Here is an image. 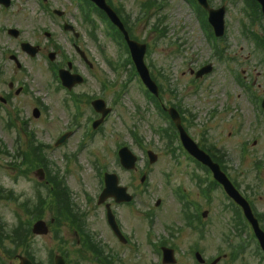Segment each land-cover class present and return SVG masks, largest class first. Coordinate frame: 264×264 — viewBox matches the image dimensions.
<instances>
[{
  "label": "rangeland",
  "instance_id": "1",
  "mask_svg": "<svg viewBox=\"0 0 264 264\" xmlns=\"http://www.w3.org/2000/svg\"><path fill=\"white\" fill-rule=\"evenodd\" d=\"M110 1L128 20L133 38L148 44L146 62L164 88L163 103L180 108L190 134L219 155L229 176L261 214L264 227V113L258 101L264 96V51L256 50V41L247 34L249 29L264 36V21L255 16L245 0H210L215 8H227L221 61L189 0ZM151 1L157 7L143 12L142 6ZM13 4L9 11L0 7V96L9 99V104H0V186L18 197L17 202L0 200V219L8 229L12 231L20 224L19 214L25 222L30 220L25 202L34 205L40 201V205L50 189L57 195L62 192L53 183L47 186L56 181L73 203L68 201L67 219L75 221L76 216H84L78 225L85 222L94 242L102 243L121 264H159L158 251L164 241L180 250V264H194L191 252L196 248L212 261L229 252L231 244L239 243L244 244L247 253L238 260L220 264H264L252 230L246 225L241 233L235 229L233 207L219 188L211 187L210 200L204 201L202 211L208 210L210 215L201 223V233L182 223V207L177 199L179 186L188 194H196L199 185L195 176L209 179L196 163L183 156L178 142L170 145L164 138L162 133L170 130V122L148 99L139 78H134L129 54L118 44L112 29L93 15L97 27L94 31L83 18L86 6L79 0H37V4L35 0H14ZM56 9L66 12L64 18L52 13ZM65 20L81 33L78 45L94 68L72 48V35L62 28ZM11 26L23 31L17 40L7 33ZM46 31L53 33L50 40ZM22 40L56 47L60 50L58 64H63V57L74 60L78 71L86 76V83L72 95L61 89L47 55L26 57L20 50ZM15 53L23 64L21 69L9 59ZM210 63L214 65L213 73L194 83L191 70ZM238 75L252 79V94L246 92ZM8 82L25 87L24 92L19 97L14 93L6 95ZM79 97L82 102L75 106L74 99ZM97 98L107 101L114 111L103 128L93 134L92 121L98 116L90 103ZM35 107L42 111L39 118L33 116ZM69 131L73 135L56 146ZM32 144L37 145V154L41 153L37 156V168L23 164L24 157L18 155ZM123 146L141 157L138 171L129 173L121 167L117 153ZM242 149L246 150L245 156ZM148 150L159 155L157 163L150 165L144 158ZM20 164L23 166L16 168ZM39 168L46 172L43 183L35 174ZM105 172L117 173L122 184L131 187L136 196L134 207L115 206L129 237L127 244L115 238L106 221L105 208L97 203ZM143 175L146 180L141 183ZM158 199L162 203L156 207ZM49 208L44 220L50 226L54 211ZM190 211L193 212L192 208ZM63 219L58 213L57 220ZM59 224L50 226L48 236L30 237L24 250L11 248L18 255L30 253L36 264H52L51 254L55 256L60 247L69 249L73 264H96L92 258H83L87 253H79L76 230L71 224ZM235 233L242 236L241 241L230 240H234ZM5 262L19 264L18 259Z\"/></svg>",
  "mask_w": 264,
  "mask_h": 264
},
{
  "label": "water",
  "instance_id": "2",
  "mask_svg": "<svg viewBox=\"0 0 264 264\" xmlns=\"http://www.w3.org/2000/svg\"><path fill=\"white\" fill-rule=\"evenodd\" d=\"M94 1L100 7H102L104 10H106L108 12L109 16L113 19L114 22L119 23V22H117L118 20L116 18L114 11L109 6H107L105 0H94ZM200 2L203 6L208 8L206 0H200ZM262 2L264 3V0H262ZM214 15L215 16L211 15V22L215 26L217 34L220 36L223 33V29H224V21H223L224 14H223V11H220V12H216V13L214 12ZM133 46L140 49V53H139V51H137V53H139V55L137 58H135V60H136V65H137V68H138V71H139L141 77L143 78V80L145 81L147 86L151 90H153L155 93H157L158 88L155 85V83L152 81L150 74H149V70L144 63V55L146 52L145 46H139L136 44H133ZM210 71H211V66L203 69L199 73V76H201L202 74L208 73ZM94 104H95L96 109L98 111L103 112L104 115H107L108 111L105 110V105L102 101L95 102ZM173 115H175V114H173ZM177 117H176V119H177ZM177 121H179V120L177 119ZM97 124H99V122ZM97 124L95 126H97ZM178 126H179V124H178ZM185 139H186L187 144L189 146H191V148L193 146V148L191 149V152L194 153L204 163L211 166V168L215 172L216 177L219 180H221L223 182V184L225 185L230 196L234 197L238 201V203L243 205V207L245 208V210L247 212V216L249 217V219H250V221L254 227L255 233H256L257 237L259 238V240L263 246V249H264V232L261 231L258 221L253 217L252 211L248 207L249 205L247 204V202H245L243 199L240 198L238 193L233 188L232 184L220 172L219 167L217 165L212 164L207 155H205L203 152L198 151V149L193 144H191L192 142L190 140L189 141L191 143L187 140L186 137H185ZM120 155H121V159H122V163H123L124 167H126L127 169H133L135 167V163H136L137 159L135 156H133V154L128 149H123L120 152ZM153 160H155V157L153 158ZM106 182H107V188L105 189L104 193L102 194L101 201H100L101 203H103V201L110 196H115L117 198L118 202L131 201L132 200V197L127 194L126 188L119 186V179L117 176H115V175L114 176L113 175L107 176ZM109 220H110V223L114 225V217L111 214V211H109ZM34 232L37 234H47L48 228L46 226V223L43 221L38 222L35 225ZM21 260H22V264H32V262L26 258H22ZM56 264H66V262L64 261L63 258L57 257L56 258Z\"/></svg>",
  "mask_w": 264,
  "mask_h": 264
},
{
  "label": "trees",
  "instance_id": "3",
  "mask_svg": "<svg viewBox=\"0 0 264 264\" xmlns=\"http://www.w3.org/2000/svg\"><path fill=\"white\" fill-rule=\"evenodd\" d=\"M3 192H4L3 189L0 188V197L3 196L2 195ZM68 201L69 200L67 199V194L65 193V191H63L62 195L61 194L57 195V198H53V203L56 204L57 206L56 208L57 214L60 213L64 217L65 221H67L66 214L69 213ZM43 212L44 211H41L39 206H37V217H41L43 215ZM6 240H9L13 244L14 243L22 244V242H25L23 235L18 230H15L14 232H8V231H4L3 227L1 230L0 227V248L6 249L5 247Z\"/></svg>",
  "mask_w": 264,
  "mask_h": 264
},
{
  "label": "flooded vegetation",
  "instance_id": "4",
  "mask_svg": "<svg viewBox=\"0 0 264 264\" xmlns=\"http://www.w3.org/2000/svg\"><path fill=\"white\" fill-rule=\"evenodd\" d=\"M35 1H36V3H37V0H35ZM45 1H46V0H45ZM45 34H46V36H47L49 39H51V38L53 37V35L50 34V33H48V32H46ZM48 43H50V41H48ZM32 44H33L34 46H39V47H40V48H39V53H40L41 55H45V56L47 55V56H48L49 53H51V52H53V51L56 52L54 47L47 48L46 45L44 46L43 44H41V43L38 42V41H33ZM56 53H57V52H56ZM14 87H15L14 83L8 85V93H9V94H12V92H13V90H14ZM194 224H196V220H194ZM197 251H198V250H194L193 252H194V253H197Z\"/></svg>",
  "mask_w": 264,
  "mask_h": 264
}]
</instances>
